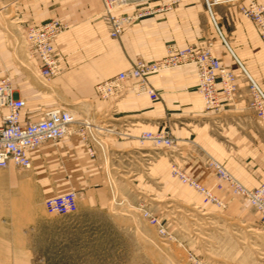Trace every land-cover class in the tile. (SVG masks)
I'll use <instances>...</instances> for the list:
<instances>
[{
  "label": "crops",
  "instance_id": "obj_1",
  "mask_svg": "<svg viewBox=\"0 0 264 264\" xmlns=\"http://www.w3.org/2000/svg\"><path fill=\"white\" fill-rule=\"evenodd\" d=\"M258 1L264 5V0ZM198 3L195 0L193 7L205 9L204 3ZM220 7H226L224 21H219L222 33L235 56L264 90V41L257 26L242 15L236 5L234 8L227 4L217 5V18L223 17ZM134 9L135 6H127L124 11L132 12ZM184 9L187 14L182 17L185 19L182 22L178 21L180 17L176 10L160 12L133 22L119 37L114 38L102 18V0H0V68L5 66L11 71L15 96L25 100L21 110L22 120H37L42 107L61 105L77 109L89 118L111 119L118 125L126 123L131 136L112 140L111 144L117 147L112 149L111 157L124 156L123 167L127 166L125 160L130 163L136 160L138 164L133 163L136 169L134 184L141 186V178L151 188H155L156 183L161 187V182H173L189 190L193 199L206 206H219L225 208V212L246 218L249 202L240 195L232 194L227 184L225 189L220 188L212 170L201 168L200 163L186 165L188 176L218 197L224 205L206 199L199 189L174 176L171 160L161 155L160 149L152 145L141 147L136 139L144 130L160 131L167 127L171 128L178 142L188 144L193 136L206 148L214 150L221 163L238 180L247 186H255L264 178V168L259 164L261 158L257 154L259 135L254 120L257 115L245 100L237 101L233 109L222 110L221 125L223 122V130L232 142L229 146L212 138L206 123L200 120L209 117L210 112L204 111L203 99L197 90L198 77L194 64L151 74L149 80L161 96L158 100H152L146 94L136 96L129 92L115 103L117 112L113 116H103L110 101L97 95L99 81L131 68L138 56L146 60L164 56V42L169 37L180 46L202 43L199 33L193 28L192 4ZM208 16L218 37V47L228 57V62L236 65L235 69L242 76L236 81L241 86L243 97H248L250 101L249 81L240 74L239 64L219 37L209 13ZM50 18L67 23L68 28L54 42L63 70L59 75L46 79L39 75L38 59L32 58L24 63L27 60L24 59L23 44H17L19 40L16 36L26 26ZM7 33L13 34L11 39L17 45L9 44ZM226 104L223 103V107ZM3 111L0 109V124ZM28 154L32 159L30 168H19L14 164L0 167V241L8 242L11 248L17 247L18 241H25L28 248L30 230L46 216L43 199L75 190L80 195L82 209L97 208L109 202L112 189L102 155L90 156L77 135L48 141ZM140 159L142 163L149 160V164L143 168ZM33 192L38 196L33 197ZM34 198L38 200L35 207Z\"/></svg>",
  "mask_w": 264,
  "mask_h": 264
},
{
  "label": "rangeland",
  "instance_id": "obj_2",
  "mask_svg": "<svg viewBox=\"0 0 264 264\" xmlns=\"http://www.w3.org/2000/svg\"><path fill=\"white\" fill-rule=\"evenodd\" d=\"M197 1L204 3L203 0ZM191 4L193 28L199 33V40L202 43H190L187 46L210 47L222 63L235 74V88L225 91L222 87L219 107L208 109L203 101L204 111H209L210 116L200 119L206 123L212 138L229 146L232 142L223 130V122L221 125L222 110L233 109L239 100H245L248 107H251L250 101L248 97H243L241 86L236 81L238 77H242L235 69L236 65L228 62V57H225L224 52L218 47V37L208 19L205 3V9L201 6L198 9L197 6L193 7L195 0H178L167 11L176 10L180 17L178 21L182 22L185 20L182 17L187 14L184 8ZM220 8L223 17L220 19L218 17V20L223 22L226 7ZM217 10L215 7L216 14ZM11 35L13 34H6L9 44L11 42L13 46L23 44L24 59L27 60L24 63L27 64L31 59L23 32L19 30L16 36L19 40L17 44L12 41ZM169 44H175L179 48L187 47L180 46L175 39L169 37L164 42V55ZM1 69L10 75L14 82L11 71L5 66ZM39 75L41 76L40 72ZM223 103H227L225 107ZM65 107L82 114L77 109ZM95 120H100V117ZM254 120L259 135L257 153L261 158L259 164L264 168V124L257 117ZM112 140H107L109 153L106 157L102 156L108 180L112 185L109 202L102 207L82 209L79 204L80 195L76 191L78 195L76 212L54 214L45 208L46 216L28 234L30 238L27 242L28 248L25 241L16 242L17 247L14 248H11L8 242L0 241V264H191L189 253L195 254L206 264H264V222L260 220L256 209L250 203L244 218L225 212V208L206 206L198 202L196 198L191 197L189 190L173 182L166 184L161 182V187L156 183V187L151 188L147 186L149 183L141 178L142 183L147 185L134 184L136 169L133 163L137 162L134 160L130 163L125 160L124 164L127 166L123 167L124 156L113 155L112 158V149L115 150L117 147L111 144ZM189 140L190 142L185 144L176 139L172 148H160L161 155L171 160V173L174 176H179L174 172V168L188 175L186 166L188 163H200L201 168H208L206 165L208 156L219 160L216 152L206 148L201 141H197L193 136ZM138 145L143 147L151 144L138 142ZM148 164L149 160L143 163L141 160L143 168ZM262 184L264 178L255 186L244 185L254 188ZM37 196V193L33 192V197ZM45 199L42 200L44 207ZM37 201L34 198V207ZM143 208H148L162 220L167 229L166 235H161L143 216Z\"/></svg>",
  "mask_w": 264,
  "mask_h": 264
},
{
  "label": "built area",
  "instance_id": "obj_3",
  "mask_svg": "<svg viewBox=\"0 0 264 264\" xmlns=\"http://www.w3.org/2000/svg\"><path fill=\"white\" fill-rule=\"evenodd\" d=\"M178 0H102V18L109 26L111 37L117 38L125 27L133 22L170 10ZM219 37L233 54L241 68L242 74L249 81L252 93L250 106L255 110L257 118L264 124V90L254 81L243 63L233 53L226 36L222 33L219 20L215 14L217 5H236L238 11L252 20L264 41V5L258 0H203ZM127 6H135L132 12L124 11ZM68 25L56 18L26 26L23 32L29 58L40 61L38 66L42 77L50 79L59 75L63 68L60 55L54 47L56 37L65 31ZM184 64H194L197 71V90L203 97L205 107L217 108L220 105L221 89L235 88V74L225 66L210 47L187 46L179 48L175 44L167 46V53L155 60L137 58L132 67L115 75L102 79L96 85L97 95L110 101L103 116L110 118L117 112L115 103L129 92L136 96L146 94L152 100H158L159 91L152 85L149 76L160 70ZM220 84H222L220 86ZM25 100L15 96V86L12 77L0 68V108L4 109L0 124V167L14 164L19 168H30L32 159L28 152L48 141H55L66 136L77 135L85 144L90 156L98 154L106 157L109 153L108 139L120 140L131 136L127 124L118 125L111 119L95 120L79 114L65 106L55 105L42 107L37 120H22L21 110ZM136 139L140 144L149 142L155 148H172L176 137L170 127L160 131L144 130ZM207 167L212 170L218 180V186L225 189L228 185L232 194L240 195L257 211L260 220L264 222V184L249 188L236 178L219 160L208 156ZM184 181L204 193L206 199L219 205L223 202L208 189L200 185L186 173L173 169ZM45 208L49 213L69 214L78 210V195L76 191L57 194L45 199ZM143 216L153 224L161 235L167 234L162 220L148 208L142 209ZM191 264H206L195 254L189 253Z\"/></svg>",
  "mask_w": 264,
  "mask_h": 264
},
{
  "label": "bare ground",
  "instance_id": "obj_4",
  "mask_svg": "<svg viewBox=\"0 0 264 264\" xmlns=\"http://www.w3.org/2000/svg\"><path fill=\"white\" fill-rule=\"evenodd\" d=\"M167 69H169V68H167ZM164 70V69H163ZM160 71H162V70H160ZM159 72V71H158ZM157 73V72H156ZM153 74H155V73H153ZM78 112V111H77Z\"/></svg>",
  "mask_w": 264,
  "mask_h": 264
}]
</instances>
